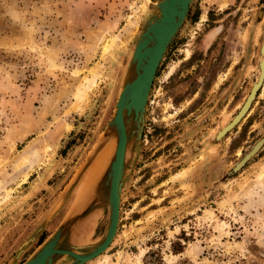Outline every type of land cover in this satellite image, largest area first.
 Returning <instances> with one entry per match:
<instances>
[{"label": "rangeland", "instance_id": "374dc122", "mask_svg": "<svg viewBox=\"0 0 264 264\" xmlns=\"http://www.w3.org/2000/svg\"><path fill=\"white\" fill-rule=\"evenodd\" d=\"M148 1L0 0V222L12 221L0 264H24L37 241L17 253L42 220L51 216L41 239L85 204L89 168L77 181L108 131L109 78L122 67L111 53L139 31ZM263 26L264 0L192 3L156 72L141 141L129 143L110 250L124 264L141 253L143 264H264V144L234 171L264 137V82L245 119L217 136L257 82ZM106 220L107 210L88 244ZM108 249L98 263H122Z\"/></svg>", "mask_w": 264, "mask_h": 264}, {"label": "water", "instance_id": "95a60500", "mask_svg": "<svg viewBox=\"0 0 264 264\" xmlns=\"http://www.w3.org/2000/svg\"><path fill=\"white\" fill-rule=\"evenodd\" d=\"M193 2L194 0H149L146 10L141 14L139 31L136 29L128 42L122 47L118 46L112 53L116 65L122 63V67L116 70V75L111 78L107 74L110 78L106 77L110 81L108 84L109 91L117 90L113 114L107 124L108 131L100 143L94 147L77 183L81 186L82 176L90 167L94 153L105 141L111 140L114 142V152L110 157L109 164L95 184L89 200L85 201V204L76 213L68 217L24 264H86L103 254L112 244L118 232L120 205L126 174V157L130 140L135 143L141 141L147 101L156 72L169 46L185 22ZM117 50L118 52H116ZM262 53L264 59V44ZM263 66L264 64L261 67ZM109 71L112 69L109 68ZM122 73H125V77L121 84ZM251 88L250 95L253 93L255 85ZM259 88H257L256 93ZM239 122L234 124L231 129ZM226 133L223 134L220 131L217 136L221 137ZM260 142L261 146L252 154ZM263 144L264 137L236 165L234 171L239 170L250 160ZM106 210V226L95 244L86 242L81 245H71L68 242L69 234L81 220L91 215H95L96 220H101ZM49 223V217L42 220L28 240L20 246L17 256L25 253Z\"/></svg>", "mask_w": 264, "mask_h": 264}, {"label": "bare ground", "instance_id": "6f19581e", "mask_svg": "<svg viewBox=\"0 0 264 264\" xmlns=\"http://www.w3.org/2000/svg\"><path fill=\"white\" fill-rule=\"evenodd\" d=\"M142 7H144L143 4L141 5V7L139 9L137 8L138 9V12L140 11V9H142ZM133 14L134 15H137V10ZM110 41L111 42L108 41L104 45V47H103L104 50L103 51H105V50H107V51L109 50L110 51V49H112L114 47V43H112V40H110ZM263 44H264V26H263V42L261 44L260 51H259L260 56H261L260 62H259V65H258L259 76H258L257 82L254 84L255 85V89L253 90V93L251 95H250L251 92H249V94H248L245 102L243 103L240 111H238V113L236 114L237 117L235 116L232 119V121L221 130L223 134L226 133V132H228L229 130H232L231 129L232 126L234 124H236L238 121H241L243 119V117L245 116V114L249 111V107L251 106L252 101H253V99H254V97L256 95L257 88H259V87L261 88L262 85H263V82H264V66L261 67L262 64H264L263 53H262ZM98 71L96 70L95 73L99 77V75H101V73H99ZM254 85L252 87H254ZM260 146H261V142L254 148L252 154L255 153ZM113 152H114V145L110 142V140H108L104 144H102V147L99 149V152L97 153L96 158L93 159L94 162H92V165L95 164V163L96 164L93 166V168L91 169V171L89 173H88L89 170L86 172V173H88V176H87V178L85 180L86 181L85 183L88 184L87 186L90 185V189L88 191L89 194L86 193V191L85 192L82 191L83 192L84 203H85V201L89 200V197L92 194L93 188H94L95 184L97 183V181L102 176V174L104 173L105 169L107 168V166L109 164L110 157L112 156ZM92 165L90 164L91 167H92ZM91 167H89V169ZM263 175H264V171L262 170L261 173H260V175H259V178H262ZM87 188L88 187H86V189ZM82 190H84V189H82ZM76 211H74L73 213H75ZM93 224H94V222L92 223V226H93ZM117 234H118V232L116 233V235ZM114 239H115V237H114ZM103 254H101V255L97 256L96 258L92 259L91 261H93V263L91 261H89L86 264H88V263L89 264H99L98 263V259L100 257H102ZM142 255L143 254L141 253V254H139V256L136 257L137 264H141V260L140 259H141ZM94 261H96V262H94Z\"/></svg>", "mask_w": 264, "mask_h": 264}, {"label": "crops", "instance_id": "0c3cea01", "mask_svg": "<svg viewBox=\"0 0 264 264\" xmlns=\"http://www.w3.org/2000/svg\"><path fill=\"white\" fill-rule=\"evenodd\" d=\"M119 17V14L117 13V14H115V16H114V18H113V23L115 24L117 21H116V19ZM96 164V163H95ZM95 164H93L92 165V167L89 169V172L91 171V169L93 168V166L95 165ZM88 172V173H89ZM88 176V175H87ZM87 176H86V178H87ZM86 178H85V180H86ZM84 180V188H86V187H88L87 189H84V191L83 192H85L86 191V193H88L89 194V189H90V185L89 186H87L88 184H86L85 181ZM87 194V195H88ZM1 214V216H2V214H5V213H0ZM15 215L17 216V218H18V214H16V213H14V216H13V214H10V216L12 217V219H15ZM49 220H50V224H51V216L49 215ZM94 220H95V224H93V226H92V223L94 222ZM41 221V220H40ZM100 222V220L99 219H97L96 220V218H95V215H91L90 217H86V218H84L83 220H81L80 221V225L78 224V226H76L75 228H74V230L73 231H71V233L69 234V238H68V242L71 244V245H81V244H85L86 242H89V241H92L93 239H94V236L96 235V231H97V227H98V223ZM10 223H12V221H9V218H7V220L6 221H2V222H0V237H1V239H3V237L4 238H7L6 237V233L5 232H8L6 229H8L9 228V226L7 225V224H10ZM7 225V226H6ZM47 230V228L44 230V231H46ZM5 231V232H4ZM43 231V232H44ZM4 233V235H2ZM53 233V231L52 232H50L45 238H43V240L40 242V244H38V242L40 241V237L36 240L37 241V244H36V250L44 243V241H46L50 236H51V234ZM111 248H112V244H111V246L109 247V249H108V251H107V253H106V256L107 257H111V260H112V258L113 259H116V255H118V253L119 254H121V259H122V263L121 262H119V264H124V256H126L125 254H124V252H118V251H116V252H111L110 250H111ZM36 250H35V252H36ZM34 252V253H35ZM105 254V253H104ZM103 256V255H102ZM118 256H120V255H118ZM144 256V255H143ZM143 258V257H142ZM92 263H93V261H91ZM94 262H96V261H94ZM89 264V263H88ZM141 264H143V262H142V259H141Z\"/></svg>", "mask_w": 264, "mask_h": 264}, {"label": "flooded vegetation", "instance_id": "af4514ba", "mask_svg": "<svg viewBox=\"0 0 264 264\" xmlns=\"http://www.w3.org/2000/svg\"><path fill=\"white\" fill-rule=\"evenodd\" d=\"M208 34H209V33H208ZM208 34H207V35H208ZM214 37H215V36H214ZM214 37H213V38H214ZM213 38H212V39H213ZM212 39H211V40H212ZM211 40H210V41H211ZM210 41H209V42H210ZM185 53H186V51H185ZM185 58H186V55H185ZM188 58H189V57H188ZM261 88H262V87H261ZM261 88H260V89H261ZM260 89L257 91L256 96L258 95V92L260 91ZM256 96H255V98H256ZM255 98H254V99H255ZM253 102H254V100L252 101V103H253ZM251 106H252V104H251ZM251 106H250V109H251ZM250 109H249V111H250ZM249 111L247 112V114L243 117V119H242V120H241V121H240L235 127H237V126H238V125H239V124L245 119V117L248 115ZM237 112H238V111H237ZM235 115H236V114H235ZM235 115H234V116H235ZM233 129H234V128H233ZM230 131H231V130H230ZM230 131H229V132H230ZM229 132H228V133H229ZM226 134H227V133H226ZM42 240H43V239L40 238V241L38 242V244H40V242H41Z\"/></svg>", "mask_w": 264, "mask_h": 264}, {"label": "trees", "instance_id": "16d2710c", "mask_svg": "<svg viewBox=\"0 0 264 264\" xmlns=\"http://www.w3.org/2000/svg\"><path fill=\"white\" fill-rule=\"evenodd\" d=\"M172 251H175L174 249H173V247H172ZM177 251V253H180V250H176ZM154 260H157L156 259V257L154 258ZM160 260H158V262H159ZM144 264H146V262L144 261Z\"/></svg>", "mask_w": 264, "mask_h": 264}]
</instances>
